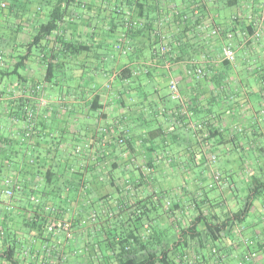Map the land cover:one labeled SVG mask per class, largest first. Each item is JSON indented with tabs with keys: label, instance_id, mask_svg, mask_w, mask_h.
<instances>
[{
	"label": "crops",
	"instance_id": "0c3cea01",
	"mask_svg": "<svg viewBox=\"0 0 264 264\" xmlns=\"http://www.w3.org/2000/svg\"><path fill=\"white\" fill-rule=\"evenodd\" d=\"M142 1L146 6L145 15L152 19L162 12L166 0ZM229 1L232 2L218 0L207 15L215 17L217 24H226L227 29L231 28L229 19L233 15L239 19L251 16L262 36L258 40L248 39L244 33L247 22L241 23V28H236L234 64L222 63L220 48L225 39L217 38L214 40L216 46L212 47L206 35L199 34L194 39V32L191 42L196 40V45L186 48L170 68L155 55L151 47L153 38L147 32L130 35L129 53L114 50L113 44L120 38L121 31L110 30L114 19L101 21L95 11L90 29L85 27V22L68 19L60 24V37L86 44L89 47L86 51L68 54L53 43L44 51L50 52L48 63L34 56L25 69L20 70L23 82L16 76L0 80L1 108L11 106L15 109L18 101H24L29 109H36L43 102L49 106L42 111L36 132L29 140L23 138L21 123H12L5 118L0 120V184L10 176L40 189L46 184L77 189V193L71 194V200H67L70 205L66 202L63 210L56 214L59 218L52 222L56 227L54 233L22 225L24 217L47 215V211L44 214L32 210V204L28 203L30 194L19 193L9 200L0 192V227L4 231L3 235L0 233V264H113V259H105L97 244V236L103 227L84 223L89 216L88 208L100 209L102 205L98 202L104 198L111 200L113 208L120 198L143 201L153 197L154 193L168 195L170 192L179 193V201L174 205V216L178 219L175 222L166 217L157 219L155 235L160 243L171 242V248L179 250V254L176 253L177 259H181L179 263H187L186 258L191 254V259H201L203 264H264V227L259 225L264 222V209L262 205L259 208L261 200L257 198L253 202L243 221L237 218L241 209L235 210L231 205L224 220L214 211L224 206L220 202L226 200L229 191L225 186L234 191L241 179L244 182L248 177L254 182L264 180V168L257 162L264 156V150L251 149L255 154L251 169L237 165L244 147L249 146V139L264 138V119L260 114L264 107V0ZM35 9V6L31 7L32 11ZM8 14L0 12V27L9 19ZM34 18L33 15L29 19L28 41L29 33L36 26ZM21 35L18 33L16 37ZM11 51L13 56L18 52L16 47ZM202 52L211 57L205 59ZM201 58L207 74L208 71H226L225 91L215 93L216 88L210 80L195 76L191 64ZM49 63H52L51 71L55 76L46 80ZM124 70H129L125 76ZM171 79L178 82L179 99L170 96ZM148 90L153 93H146ZM238 124L249 127L246 136L231 132ZM118 138L126 140V147L118 145ZM21 149H29L28 155L36 153L42 157L47 149H51L48 158H44L48 161L46 168L51 167L56 173L51 182L26 166L27 160L23 159ZM121 149L126 152L122 153ZM218 152L224 156L218 168L212 167L209 161ZM177 156L195 163L201 177L208 173L211 180L213 173L221 172L223 178L215 188L222 201L202 199L200 180L191 183L194 188L189 197L184 191L180 192V183L173 179H176L174 170L168 171L165 165L166 161L175 162ZM148 168L150 176L144 173ZM73 171L77 174L73 175ZM182 172V177L192 175L182 168L176 171ZM125 185L128 186L124 189ZM184 185L188 190V184ZM50 190L46 188L42 201L51 202L54 198ZM254 194L251 192L245 203ZM8 202L13 210L7 209ZM209 207L213 212L207 215L205 210ZM74 217L83 219L80 224L75 222L73 228H67L70 230L62 228L68 222L72 224L70 219ZM200 217L208 219L211 227L217 225L215 234L210 232L208 224L198 223ZM229 228L230 232L227 231ZM67 231L71 233L70 237ZM11 249L13 257L8 259L7 253ZM184 251L188 255L183 261L179 255Z\"/></svg>",
	"mask_w": 264,
	"mask_h": 264
},
{
	"label": "trees",
	"instance_id": "16d2710c",
	"mask_svg": "<svg viewBox=\"0 0 264 264\" xmlns=\"http://www.w3.org/2000/svg\"><path fill=\"white\" fill-rule=\"evenodd\" d=\"M32 1L33 0H0L2 4L3 2H6L4 6L0 5V12L9 13V18L14 16V11L12 8L16 7L19 9L18 16L22 18V21L27 22V29H29L30 26L29 23L31 21L29 19L31 16L34 15V22H36L33 32L29 33L30 39L26 44V52L23 55L13 56L11 51L13 48L9 50L0 48V80H8L11 79L12 76H16L19 82H23L24 76L20 73V70L23 68L25 69L27 63L34 56L38 57L41 62L47 60L48 63L50 61V52L44 53V51L45 49L49 48L50 45H53V43H57L59 49L68 54L81 53L82 51H86L89 48L86 44H82L72 39L67 41L63 40L62 37H60V24L68 19L69 21L73 22H85V27H89L90 29L91 25H93L92 17L95 15L91 17L90 15L87 16V13L93 12L94 14L96 11L98 15L101 6L99 7L96 4H93L94 2L91 3L92 0H40L39 3L34 2L35 4ZM231 2L232 1L228 0V4ZM217 3L218 0H184L182 1V5H178L175 0H166L164 1L162 6L163 8L161 9L162 14L158 13L157 18L149 19V16L145 15L146 6L142 0H116L114 5H111L109 8H105V10L109 11V13H106L107 17H105V19H114L111 20L113 23L110 30L113 32L121 31L120 38L113 44V49L123 53H129L131 51V44L129 45L128 41L130 35H139L147 32V34L153 38L151 47L154 48L155 55L165 64L168 58L170 61H172V63L174 61H178L186 48L196 45V40L194 43L191 42L192 32H194V39H196V36L199 37V34L206 35L207 41L210 40L212 42L210 43L212 47H215L217 43H214V40L217 38H214L210 34V31L214 25L221 27V34L220 38L218 39H226L227 34L231 31H235L236 35H238L236 28H241V23L246 24L247 22L245 28L246 31L244 33L248 39L249 37H253L257 25H255L256 23L252 21L251 16L249 18L247 17L239 19L237 15H233L229 19V22L232 23L231 28L227 29L225 27L226 24H217L215 17L207 15V12H210V10L214 9ZM32 6L36 7L34 12L31 11ZM44 7L47 8L48 14L44 12ZM96 18L98 17L96 16ZM204 22L210 24L206 30L200 28ZM23 23L24 22H21L20 27L19 25L17 26V33L21 32V27L24 26ZM190 23H193V26H189L188 24ZM239 33L241 34L242 32ZM164 37L168 40L172 49L175 47V43L180 44L178 47L179 52L177 54H174L173 52L166 55L161 54L160 49L163 43L162 38ZM51 39H53V41ZM220 51L222 54L221 48ZM201 54L205 55V59L211 57L206 52H202ZM51 56L54 57V55ZM7 59L10 61H7ZM13 60L14 63L12 62ZM199 60H201V62L197 64L196 61ZM222 63L224 65L234 64V62L231 63L227 60H223ZM5 64H7V66H5ZM49 64L50 66L47 68L48 71L45 75L46 80H51L52 76H55L52 75L51 71L52 63ZM198 68L203 69L204 76L202 77L210 80V82L213 83L216 88L215 93L220 92L221 90L225 91L226 86L223 83L226 80V71L218 73H211L208 71L207 74L202 58L194 60V62L191 64V69L194 70L195 76L199 77L197 74ZM125 72H129V70H124L123 76H125ZM220 86L222 89H219ZM8 94L10 93L8 92ZM40 104L41 105L36 107V109H29L28 105H26L24 101H18V107L15 109L11 106H7L5 108L0 107V120L5 118L7 121L12 123H21L23 125L21 130L23 138L29 140L36 132L37 121L41 115H43L42 111L49 107L48 103L43 102ZM247 132H245L242 136H246L248 134ZM253 144L255 143L253 142ZM255 145L254 149H259V151L264 150V148H258V145ZM21 150L22 151L20 152H23V159L25 158V160H27L26 166H30L33 170L35 169V174L38 176L43 175L42 179L45 181L51 182L52 176H54L56 173L52 171L51 167L46 168L48 161L47 159H44L48 158L47 156L51 154V149H47V151L44 152L45 156L43 157L42 155L36 153L28 155L27 152H31L29 149ZM53 151L58 152V149H53ZM247 152H251V149H244L240 161L243 165H246L248 170L253 167L252 160L254 159H244L249 157L247 156ZM76 153H78L77 150ZM76 153L75 155H77ZM251 153L253 155L254 150ZM257 162L259 167L264 168V164L261 163L260 160ZM259 163H261V165ZM72 174L76 175L77 172L73 171ZM220 176L221 179H219V181H214L213 178V183L210 185L211 189L215 188L217 183L222 180L223 177L222 175ZM8 177L10 176H6L5 178ZM249 178L251 182L249 183V186L251 187L250 191L255 194L253 197H249L248 201L245 203L244 209H241V211L238 213L237 218L240 219V221L245 220L252 209L253 202L257 198H259V200H263L262 209H264V180H257L258 182H254L251 180V177ZM17 181L22 184V188L21 190L15 191L14 197L19 193L21 194L24 192L28 195L30 194V202L28 203L32 204V210L34 212L41 211L44 212V214L47 211V215L43 216L42 218L35 216L31 219H27L24 217L21 223L25 227H38L40 229L44 228L48 231L50 224L51 226L54 224L52 223L54 222V218L56 220L59 218L56 216V214L58 211L63 210V204L68 202V199L71 200V194L77 193V189L72 186H65L63 188L60 185H51L50 187L48 184H46L43 186V189H40L39 187H32L30 185L23 184L20 180ZM127 186L128 185H125L124 189ZM46 188H50V191L54 193V198L51 199V202L42 201ZM159 194L163 193H154L153 197L151 196L148 200L143 201H134L129 200L128 198H120L118 199L117 203H114L115 207L113 208L111 207L113 206L111 205V200L105 201V198H101L102 200L98 202L102 205L100 209H96L90 205L91 207L88 208L89 216L93 211L97 213L96 221L91 223V226L99 225L103 227L101 234L97 236V244L101 247L100 250L102 254L105 255V259H113V264H183L179 263L181 259H177L176 257V253L179 254V252H177L179 250L171 248V242L165 244L160 243L155 235L156 220L163 217V215L167 219L175 215V208L172 205L168 206L167 211H163L162 214L160 213L159 209L161 208V199ZM32 197H36L37 200L32 201ZM93 203H95V201ZM68 205H70L69 202ZM107 211L112 213L113 216L108 217L106 215L109 214ZM88 218H85V220ZM82 219L83 218L81 217H74L70 219L72 224L68 222L64 224L62 228L70 230L67 228H73L76 226L75 222L80 224ZM208 222V219H203V217L198 218V223L200 224H208ZM145 226L149 227L150 233L146 232ZM207 226H209L210 232L212 231L211 233L215 234L214 231L217 229V225L211 227L208 224ZM55 231L56 227H54V232ZM13 253L14 251L11 249V251L7 253V258L12 259ZM185 255H188L186 251L181 252L179 257H186ZM190 255L189 258H186L187 263L185 264H203L201 259H191Z\"/></svg>",
	"mask_w": 264,
	"mask_h": 264
},
{
	"label": "rangeland",
	"instance_id": "374dc122",
	"mask_svg": "<svg viewBox=\"0 0 264 264\" xmlns=\"http://www.w3.org/2000/svg\"><path fill=\"white\" fill-rule=\"evenodd\" d=\"M175 1H176V3L178 5H182V1H184V0H175ZM32 2L33 3L34 2L35 3H39L40 0H35V1L33 0ZM115 2H116V0H92L91 3L96 4L99 7L101 6V9L98 12V14H99V16H101V18H103L102 21H105V17H107L106 13H109V11L105 10V8H109L111 5H114ZM0 5H2V2H0ZM12 9L14 11V16L10 17L6 21V23L2 27H0V48L9 50V49H12V48L16 47V48H18L17 49L18 52L16 53L15 56H18V55H23L26 52V44L28 43V34H27L28 33V31H27L28 29H27V22L26 21H22V18L18 16L19 9L16 8V7H13ZM44 12L46 14H48L46 7H44ZM88 15H90L92 17L93 16V12L87 13V16ZM21 22H24L23 25L26 28L24 26L21 27L22 30H21L20 34H22V35L18 38V36L17 37L15 36V35L18 34L17 33L18 30H16V28H17L18 25L20 27ZM14 30H15L16 34H15ZM258 67L259 66L255 67V69H257ZM255 69H254V71H255ZM256 73H258V69L256 70ZM260 73H262V72H260ZM259 77L261 78V76H259ZM146 93L152 94L153 91L148 90V91H146ZM260 112H261L260 113L261 114V118L264 119V107H263V110L260 111ZM263 126H264V121H263ZM234 127H237V128L231 129V132L233 133V135H236L235 133L244 135L245 132L249 131V127L248 126L239 127V124H238V125H234ZM132 128H134V126H132ZM253 142L255 144H257L258 146L264 145V138H257L254 141H252V139H251L250 141H248L249 146L244 147V149H254ZM263 148H264V146H263ZM230 149L234 150V148H231V147H230ZM251 152H247V156H249V157L244 158V159H246V160H249L250 158L254 159L255 154L252 155ZM149 156L151 157L150 154H149ZM223 156H224L223 153L218 152L217 153V158L218 159L216 158V161L214 163L210 159L209 165L212 166V167H217L218 168L219 167V162H221ZM180 160H182V162ZM258 160H260V162L264 164V156H261L260 159H258ZM211 162H212V165H211ZM193 164H195V163H191L190 161L185 159V157H179V156L176 157L175 162H168V161L165 162V165L168 166V171L169 170H174L176 179L175 178H173V179L175 180L176 183L177 182L180 183V185H179L180 188H181L180 192L184 191L187 194V197L190 196L189 192L191 191V189L194 188V187L191 186V183L195 182V181L197 182V181L200 180V184L202 186V191H203L202 192L203 196L201 197L202 199L208 197L210 200H212V199L214 200V198H218V201H222V196H221L220 192L218 191V189H216V188L211 189L210 188V185L213 183V179L210 180V177H209L208 173H206L205 177H201L199 171L196 169L195 165H193ZM237 165H240V168H243V166H241L242 165L241 161ZM178 168L189 170L191 172V173L190 172L189 173L192 174V175H187V176L185 175V177H182V174L184 172L176 173V171L178 172ZM220 171L223 172L222 169ZM213 172H214V169H213ZM216 172L218 174H220V175H223L219 171H216ZM237 173H238V171H237ZM147 175L150 176L151 174L148 173ZM213 177H214V173H213ZM249 179L250 178L248 177V178L245 179V182L242 179H241V181H239V185L237 186V190H239V192L237 190L233 191L228 185L225 186L226 190H229V191L226 192L227 195L224 198L226 200L220 202V204H222L224 206L223 207L217 206L219 208H217L216 210L214 209V211L216 212V214H218V216L220 217L221 220H224V217L227 216L228 210H229V205H231L230 207L235 209V210L236 209H244L245 200H246L247 196H249L251 194V191H250L251 187L248 186ZM235 181H238V179L236 178ZM185 183L188 184V190L185 189L186 188L185 185H184ZM228 193H232V194L229 195ZM167 194L168 195H166L164 193L163 194H159V197L161 199V208L159 209V211H160L161 214H162L163 211H167L168 210L167 203H169L170 205L174 206L179 201L178 198H177L178 197L177 195L179 193L170 192V193H167ZM229 200H231V201H229ZM259 203H261L260 206H259V208H260L261 205L263 204L262 199H261V201ZM212 212H213V208H210V207L205 210V214L207 213V215H210ZM223 213H224V215H223ZM163 217H165V216L163 215ZM172 217L173 218L170 217L167 220H169V221L171 220L173 222L177 221V219H178L177 217H175V216H172ZM21 222H22V220H21ZM210 222L212 224V221H210ZM259 225H260L261 228L264 227V222H262L261 224L259 223ZM230 230H231V228H229L227 231L230 232ZM169 236H170V239H172V234H170ZM97 254H99V251H97Z\"/></svg>",
	"mask_w": 264,
	"mask_h": 264
},
{
	"label": "built area",
	"instance_id": "2783aa9c",
	"mask_svg": "<svg viewBox=\"0 0 264 264\" xmlns=\"http://www.w3.org/2000/svg\"><path fill=\"white\" fill-rule=\"evenodd\" d=\"M209 1H213V0H209ZM6 2H3L2 6L5 5ZM235 18V17H233ZM208 25H210L209 23H205L200 27L202 28L203 30H206L208 28ZM256 25V24H255ZM238 32V31H237ZM210 34L214 37V38H220V34H221V27L217 26V25H214V27L211 29L210 31ZM236 33L235 31H231L227 34L226 36V39H225V43L223 44L222 46V60H227V61H230L231 63L235 62L236 60V51H235V46H234V40L236 38ZM261 36V29L260 28H256V31L254 32V39H259ZM163 39V43L161 45V49H160V52L162 55H166V54H169L171 52H173L174 54H177L179 52V45L178 43H175V47L172 49L170 43L168 42L167 39L162 38ZM166 65L168 66V68L171 67V64H172V61H170V59L168 58L166 60ZM198 64V62H197ZM197 74L199 75V77H202L204 76V73H203V69L202 68H198L197 69ZM169 86H170V90H171V96L174 98V99H179L180 98V91H179V85H178V82L175 80V79H171L170 80V83H169ZM32 116V115H31ZM29 136V135H28ZM117 143L120 147H126V140L124 138H118L117 139ZM126 152V149H122V153ZM125 156V154H123ZM126 157V156H125ZM216 156H213L212 157V161L213 163L216 161ZM146 164V162H145ZM139 166V165H137ZM140 167V166H139ZM144 168H142L143 170ZM150 172V169H146L144 171L145 175H147L148 173ZM214 181H219V179H221V176L220 174L218 173H215L214 174ZM22 188V184L20 182H18L17 180H15L13 177H8V178H5L2 183L0 184V191L2 194H4L9 200L13 199L14 197V194H15V191L16 190H21ZM32 201H36V197H32L31 198ZM167 206H170L169 203H167ZM7 209L8 210H12L13 209V206L10 202H8L7 204ZM107 213H109V211H107ZM108 217H112L113 214L112 213H109V214H106ZM96 218H97V213L96 212H92L89 216V218L87 220L84 219V223H94L96 221ZM145 229H146V232L147 233H150V229L148 226H145ZM49 231L51 233L54 232V227L53 226H50L49 227ZM0 233L3 235L4 231L3 229L0 227ZM68 237L71 236V233H68L67 235Z\"/></svg>",
	"mask_w": 264,
	"mask_h": 264
}]
</instances>
